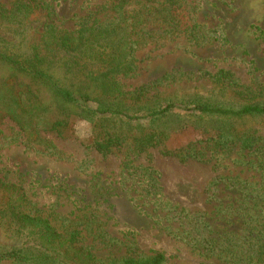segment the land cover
<instances>
[{
  "label": "rangeland",
  "instance_id": "rangeland-1",
  "mask_svg": "<svg viewBox=\"0 0 264 264\" xmlns=\"http://www.w3.org/2000/svg\"><path fill=\"white\" fill-rule=\"evenodd\" d=\"M19 1L28 0L0 5ZM36 1L39 18L0 21V36L28 54L43 40L82 37L79 52H51V66L78 71L58 59L77 57L82 72L108 73L125 93L118 110L131 118L72 114L64 135L34 137L0 113V179L24 189L33 214L61 232L78 228L79 245L105 264L157 253L161 264H232L212 239L241 227L226 205L264 193V113L193 108L264 107V0ZM11 66L0 58V105L11 106L15 86L25 83L50 100L47 87ZM53 108L49 119L65 116ZM108 136L118 143L99 151L96 141ZM13 248L35 252L31 239L0 220V253Z\"/></svg>",
  "mask_w": 264,
  "mask_h": 264
},
{
  "label": "trees",
  "instance_id": "trees-1",
  "mask_svg": "<svg viewBox=\"0 0 264 264\" xmlns=\"http://www.w3.org/2000/svg\"><path fill=\"white\" fill-rule=\"evenodd\" d=\"M37 8L36 0L19 1L11 8L0 5V21H10L19 16L30 19L35 15L39 18L40 12H37ZM140 23L141 19L134 18L131 24ZM82 43V37L77 39L71 34H64L55 40H43L40 44L42 47L34 46V52L28 54L27 51L22 50L20 42L6 40L0 36V58L11 64L16 71L27 74L39 89L43 86L47 87L49 92L46 93L50 97L49 101H45L42 95L32 93L26 83L20 87L15 86L13 103L11 106L0 105V113L9 115L22 131L34 137L46 130L64 135L69 128V118L72 114L95 121L102 118L97 113L102 110L100 114L106 115L111 112L131 118L129 114L118 110L125 93L120 89L117 81L110 80L108 73L100 76L91 72V74L82 72L81 68L86 64L80 63V58L77 57L58 59L63 67L78 71L68 69L65 72L51 66L49 60L51 52L62 50L79 52ZM128 64L130 67L129 60L125 64V69ZM119 66L118 61L116 68ZM110 98H114V102H110ZM92 101L98 104L97 109H93L90 105ZM57 105L64 109L65 116L51 120L47 114ZM113 107L117 108L113 109ZM172 107L173 105L169 104L157 113L164 114ZM193 109L201 113H217L227 117L264 113V107L259 105H249L234 110L221 105L197 102ZM118 141V138L110 139L108 136L102 141H96L95 146L99 151L107 152ZM258 189L264 190V183ZM30 205L31 202L24 189L0 179L1 222L18 233L25 234L35 246V252L32 253H24L21 248L2 252L0 262L11 260L14 264H105V260L79 245L81 231L78 228L61 232L49 218L33 214ZM219 206L223 207V204ZM225 208L227 216L242 219L241 227L237 231L223 234L218 231L217 240L212 239V241L218 244L219 251L225 254V258L232 264H264V193H257L248 203L243 201L239 204L230 203ZM207 223L212 229L213 227L217 229L213 223ZM164 260L165 256L157 253L145 258L126 257L122 259L121 264H161Z\"/></svg>",
  "mask_w": 264,
  "mask_h": 264
}]
</instances>
